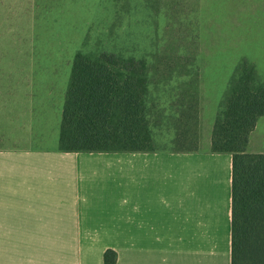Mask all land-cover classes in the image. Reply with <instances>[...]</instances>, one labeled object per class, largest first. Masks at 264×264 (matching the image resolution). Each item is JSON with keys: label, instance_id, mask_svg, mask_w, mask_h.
<instances>
[{"label": "crops", "instance_id": "1", "mask_svg": "<svg viewBox=\"0 0 264 264\" xmlns=\"http://www.w3.org/2000/svg\"><path fill=\"white\" fill-rule=\"evenodd\" d=\"M217 6L239 22L231 62L264 64V0L247 13L243 0H201L203 26L222 21ZM218 47L203 62H226L230 44ZM225 85L202 108L199 150L100 153L59 149L63 105L49 93L0 89V264H104L108 249L115 264H231V156L209 151Z\"/></svg>", "mask_w": 264, "mask_h": 264}, {"label": "trees", "instance_id": "2", "mask_svg": "<svg viewBox=\"0 0 264 264\" xmlns=\"http://www.w3.org/2000/svg\"><path fill=\"white\" fill-rule=\"evenodd\" d=\"M187 46L191 52L185 56L178 54L170 42L155 52L152 64L108 52H77L61 113L59 149L95 153L155 151L146 99L152 86L177 73L190 79H182V99L176 111L167 114L170 109L162 108L167 116L175 118L171 148L199 150L202 89L200 74L190 72L199 49L195 42ZM261 116L264 77L253 63L241 59L222 94L209 137L210 152L231 156V264H264V153L246 151ZM115 260L114 251L104 252V264H115Z\"/></svg>", "mask_w": 264, "mask_h": 264}, {"label": "rangeland", "instance_id": "3", "mask_svg": "<svg viewBox=\"0 0 264 264\" xmlns=\"http://www.w3.org/2000/svg\"><path fill=\"white\" fill-rule=\"evenodd\" d=\"M144 3L145 0H0V89L44 90L52 101L63 105L77 52H108L152 64L155 52L170 42L178 54L185 56L191 52L187 43L195 42L199 52L190 72L200 74L202 108L208 105L219 87L227 84L238 63L231 62L235 59L231 54L238 52L235 27L239 22L235 23L233 15H223L231 9L215 7L217 10L211 12V19L215 20L217 15L222 21L203 26L205 17L199 11L201 0L197 3L195 0H151L147 6ZM243 5L244 13L250 12L251 0H243ZM245 24L250 26V15L245 17ZM221 43L230 44L225 47L229 59L203 62V57L221 50L218 47ZM186 48H189L187 52ZM240 50L249 56L253 52L250 43H245ZM200 56L202 59L198 62ZM237 59L247 60L241 55ZM255 66L262 76L264 64ZM182 79L189 80L190 76L175 73L169 80L152 86L147 96V117L155 147L172 145L175 138L172 129L175 118L167 114L175 110L182 99ZM163 107L170 111L166 114ZM207 115L209 111L200 113L197 143L203 145L208 144L205 141ZM247 150L264 153V116L258 118Z\"/></svg>", "mask_w": 264, "mask_h": 264}]
</instances>
